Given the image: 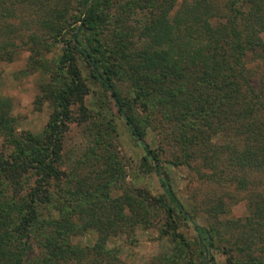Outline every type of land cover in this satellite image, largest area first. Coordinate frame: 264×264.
I'll return each instance as SVG.
<instances>
[{
  "label": "trees",
  "instance_id": "obj_1",
  "mask_svg": "<svg viewBox=\"0 0 264 264\" xmlns=\"http://www.w3.org/2000/svg\"><path fill=\"white\" fill-rule=\"evenodd\" d=\"M34 1L0 0V32L7 36L6 21L15 17L17 8L33 6ZM107 1L81 0L78 25L71 39H64L56 63L69 80L55 94V110L41 134H16L9 100L0 98V132L13 147L7 158L0 156V264H124L107 249L108 239L149 227L157 212L165 236L179 239L180 225L191 224L198 238V264H217L214 254L222 252L227 254L225 264H264V183L249 180L253 174L264 176V72L254 77L247 66L250 59L264 65V0H185L176 10V0H131L129 10L140 11L141 17L113 41L104 59L101 38ZM49 10L44 20L56 39L65 29L46 19ZM0 40L4 56L12 44L1 36ZM75 54L142 144L141 164L156 173L164 191L152 197L137 189L111 198L108 181L95 185L93 194L87 189L83 223L97 233L95 244L87 248L69 241L74 233L68 227L71 214L54 218L45 210L54 202L51 187L62 178L59 165L69 108L78 104L81 116L87 112L82 99L88 89ZM124 80L131 84L136 101H126L116 88L115 82ZM134 102L145 112L154 108L160 118L154 130L162 129L184 164L200 162L212 174L203 179L246 193L245 219L219 221L226 209L218 199L203 211L213 212L215 223L199 224L175 194L159 155L145 142L146 127ZM25 178L32 179L30 184ZM41 211L48 213L46 218ZM10 214L12 224L7 220Z\"/></svg>",
  "mask_w": 264,
  "mask_h": 264
},
{
  "label": "rangeland",
  "instance_id": "obj_2",
  "mask_svg": "<svg viewBox=\"0 0 264 264\" xmlns=\"http://www.w3.org/2000/svg\"><path fill=\"white\" fill-rule=\"evenodd\" d=\"M130 1L108 0L105 5L104 34L101 38L104 59L110 55L113 41L122 32L131 29V25L141 17L140 11L129 10ZM184 1L176 0L175 10ZM32 4L17 8L15 17L6 21L10 24V27L4 26L7 36L0 32V36L12 44L7 46L4 56L0 54V98L9 100L8 113L18 135H39L46 128L56 107L55 94L69 80L65 71L57 69L56 63L65 47L64 39H71L73 28L78 25L75 21L81 9V0H37ZM49 8L50 15L46 19L48 17L54 27L66 30L56 39L50 37V29L44 20ZM80 39L87 47L84 38ZM261 42L264 45V39ZM75 57L88 89L82 99L87 112L81 116L78 104L69 108L70 119L63 133L59 165L62 178L56 186L51 187L50 196L54 202L44 209L54 218L71 214L68 227L74 233L69 241L72 245L87 248L97 240L96 231L83 223L87 189L93 194L95 185L101 182V186H104L108 181L107 192L111 198L134 193L137 189L148 192L152 197L161 196L164 191L156 173L148 172L142 166L145 156L142 144L130 134L123 118L116 112L111 97L88 78L89 68L79 54H75ZM247 66L255 73L254 77L264 72V65L254 64L251 59L247 61ZM115 86L126 101H136L127 80L116 81ZM133 109L146 127L145 142L159 155L161 167L167 173L175 194L188 211L197 216L200 225L215 223L213 212L205 214L203 211L207 208L206 204H216L218 199L226 209L219 221L243 220L247 217L245 192L223 187L214 180L209 182L207 177L203 179L204 175H212L207 166H201L200 162L184 164L179 151L163 137L162 129L154 130V125L158 126L154 122L160 119L154 108L150 107L145 112L143 106L134 102ZM12 149L0 132V156L7 158ZM28 180L30 184L32 179ZM249 180L254 185L263 184L264 176L253 174ZM42 214L44 218L48 215L47 212ZM12 216L10 214L11 221L7 219L11 224L14 223ZM148 223H151L149 227L138 226L133 233L109 238L107 249L124 264L199 263L198 238L190 223L180 225L178 233L182 237L179 239L162 233L160 213H154ZM40 233L43 234L44 229ZM224 253H227V249ZM214 256L217 264H225L227 254L215 253ZM240 258L241 261L246 260L245 257Z\"/></svg>",
  "mask_w": 264,
  "mask_h": 264
}]
</instances>
